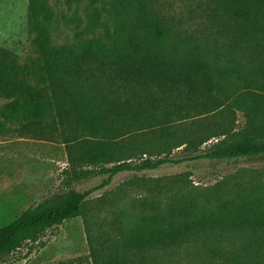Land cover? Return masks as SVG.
Segmentation results:
<instances>
[{
  "label": "trees",
  "instance_id": "16d2710c",
  "mask_svg": "<svg viewBox=\"0 0 264 264\" xmlns=\"http://www.w3.org/2000/svg\"><path fill=\"white\" fill-rule=\"evenodd\" d=\"M118 1L131 12L138 2ZM204 4L215 22L224 23L216 35L187 36L166 19L144 12L132 14L129 37L120 32L114 38L109 33L79 35L77 44L57 45L56 15L49 0H29L36 57L20 65L11 52L0 49V97L10 101L0 110V130L11 126L17 139L64 145L68 166L57 193L0 229V264L50 230L85 216L91 197L120 174L203 159L264 157V0ZM98 22L96 15L86 34L94 35ZM236 109L246 117L238 130L227 122ZM191 112L205 123V132L194 133L175 148L197 152L212 139L218 141L205 154L171 159L172 116ZM158 133L155 148L138 145L144 136L156 140ZM154 152L159 159H153ZM103 175L108 179L100 186L76 189ZM258 201L237 206L229 201L205 213L195 211L194 205H172L160 215L145 217L129 234L119 227L118 250L94 248V264H152V253L219 243L228 234L242 233L247 243L238 259L224 256V264H252L240 253L264 248V212Z\"/></svg>",
  "mask_w": 264,
  "mask_h": 264
},
{
  "label": "rangeland",
  "instance_id": "374dc122",
  "mask_svg": "<svg viewBox=\"0 0 264 264\" xmlns=\"http://www.w3.org/2000/svg\"><path fill=\"white\" fill-rule=\"evenodd\" d=\"M137 1L136 8L131 12L128 5L122 7L118 0H49L56 15L53 32L55 44H77L79 35L92 38L106 37L109 33L114 38L120 32L129 37L134 31L132 14L141 16L144 12L166 19L172 29L193 37L216 35L220 24H224L222 20L215 22L204 0ZM96 15H99V22L94 35L86 34ZM29 22V0H0V49L11 52L20 65L36 57ZM9 102L0 97V110ZM172 121L174 144L167 150L171 159L183 160L205 154L218 141L212 139L197 152L184 151L185 147L177 149V145L194 133H204L205 123L199 122L196 112L184 113L178 119L172 116ZM229 121L238 130L245 125L246 117L236 109L235 114L227 119ZM158 135L155 136L156 140H153V136L149 139L144 136L138 145L155 148L153 146L160 144V133ZM18 137L11 126L0 130V141ZM153 155V159H159L156 152ZM161 158H165V155ZM107 179L108 176L104 175L91 178L77 185L76 189H92ZM58 184L38 201L57 193ZM244 200L247 203L261 200L258 202L264 212V157L226 161L203 159L180 165L167 164L156 171L123 173L116 176L110 186L91 197L85 216L50 230L39 242L25 246L2 264H94V248L102 246L106 253L117 251L115 241L121 238L122 230L124 234H129L145 217L160 215L172 205L178 208L194 205L195 211L205 213L229 201L237 206ZM36 202L24 204L20 210ZM119 227L123 229L120 231ZM242 234H228L219 243L206 241L168 254L152 253L148 257L152 264H224V256L238 259L241 247L247 243L246 239L241 238ZM240 256H245L252 264H264V248L259 251L248 249L245 255L240 253Z\"/></svg>",
  "mask_w": 264,
  "mask_h": 264
},
{
  "label": "crops",
  "instance_id": "0c3cea01",
  "mask_svg": "<svg viewBox=\"0 0 264 264\" xmlns=\"http://www.w3.org/2000/svg\"><path fill=\"white\" fill-rule=\"evenodd\" d=\"M67 166L64 145L29 139L0 141V229L32 207L21 211L24 204L39 202L48 194Z\"/></svg>",
  "mask_w": 264,
  "mask_h": 264
}]
</instances>
